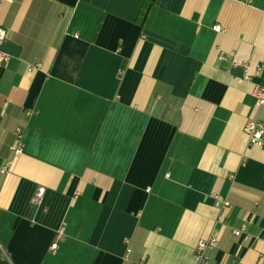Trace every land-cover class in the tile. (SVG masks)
<instances>
[{
    "label": "crops",
    "instance_id": "0c3cea01",
    "mask_svg": "<svg viewBox=\"0 0 264 264\" xmlns=\"http://www.w3.org/2000/svg\"><path fill=\"white\" fill-rule=\"evenodd\" d=\"M0 26V264H196L211 237L208 264H264V0L2 1Z\"/></svg>",
    "mask_w": 264,
    "mask_h": 264
},
{
    "label": "built area",
    "instance_id": "2783aa9c",
    "mask_svg": "<svg viewBox=\"0 0 264 264\" xmlns=\"http://www.w3.org/2000/svg\"><path fill=\"white\" fill-rule=\"evenodd\" d=\"M2 1H8L13 2L14 0H0ZM53 1V0H50ZM248 2H251V0H247ZM214 30L216 32H222V26L216 25L214 26ZM7 38V31L3 27L0 26V67L6 66L11 61V55L4 50L1 49V45L5 42ZM221 60L224 62H228L230 60L229 55H221ZM234 60V59H233ZM234 65L241 67L243 71V75L241 80L253 82V78L256 75H259L262 68L261 66H252L249 62H244L242 64H237L234 61H232ZM40 64L31 66L30 69L33 70V68H38ZM252 95L256 99V106L259 108H264V85H261L259 83L254 82L253 83V89H252ZM31 115L30 112L27 113V117ZM245 133L249 137V143L250 145H259L262 146L264 144V122L261 119H253L247 123V125L244 128ZM24 136H25V128L23 126H19L15 129L14 135H13V141L10 144V151L13 154V156L19 157L24 153ZM12 162H8L2 169L3 173H6ZM44 190L41 189L38 196H42ZM216 199H218L219 204L221 205V208L225 209L229 207L230 203L226 200H221L220 197L216 196ZM246 225H243L240 229H235L233 232L235 236H242L246 233ZM62 231L59 232V238L62 235ZM218 246V241L216 238H209V239H200L198 241V244L196 246L195 250V260L196 264H208V252L212 249H215ZM58 247V241H55L51 249L56 250Z\"/></svg>",
    "mask_w": 264,
    "mask_h": 264
}]
</instances>
